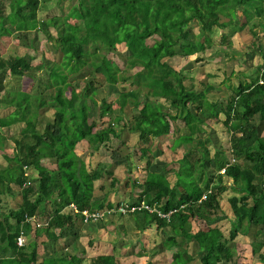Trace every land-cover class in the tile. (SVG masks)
I'll use <instances>...</instances> for the list:
<instances>
[{"label": "trees", "instance_id": "obj_1", "mask_svg": "<svg viewBox=\"0 0 264 264\" xmlns=\"http://www.w3.org/2000/svg\"><path fill=\"white\" fill-rule=\"evenodd\" d=\"M41 12L47 15L41 17ZM246 27L254 37L257 27L264 31V0H0V45L2 38L16 33L23 48L38 50L45 39L60 56L42 55L36 67L35 55L28 50L5 57L0 47V92H6L5 106L13 107L0 117V152L7 160L6 165L0 162V202L4 194H22L18 207L0 211V264H83L84 257L66 251L71 240L63 244L65 253H59L57 244L80 233L79 221L94 222L84 221L83 210H109L119 203L110 196L119 189L114 177L101 186L111 188L95 198L96 182L110 163L100 158L93 166L79 145L88 144L89 155L101 156V148L113 137L121 139L125 129L147 143L140 147L145 176L131 183L142 190L129 202L145 200L162 212L174 210L168 217L146 212L161 236L152 254L172 250L171 264L264 263L262 228L253 232L251 259H242L233 243L264 224V62L248 74L240 73L234 88L227 82L231 77L225 76L197 88L192 70L170 61L193 55L202 61L201 53L208 48L212 54L233 57L232 36ZM217 29L224 30L218 43L213 38ZM118 43H125L130 52L124 66L109 56ZM258 45L264 60L263 45ZM39 67L46 80L32 90L23 89L22 78L33 76ZM7 76L18 87L7 89ZM78 78L85 81L81 91L68 94ZM98 80L129 83L117 95V108L107 97H95ZM221 84L233 90L228 99L209 94L221 91ZM49 111L52 117L46 115ZM218 123L231 133V155L214 140L212 130ZM15 124L19 130L11 133L8 127ZM169 134L174 138L172 151L182 147L183 155L178 167L168 168V162L157 169L158 152L148 143ZM9 140L15 144L14 156L5 153ZM126 164L130 170V162ZM228 189L234 192L231 213L221 203ZM71 203L78 211L69 208ZM222 220L231 223L228 235L219 224ZM22 232L26 243L19 246ZM180 237L187 239L186 245ZM139 243L147 253L143 241ZM90 264L118 260L113 253H100Z\"/></svg>", "mask_w": 264, "mask_h": 264}, {"label": "rangeland", "instance_id": "obj_2", "mask_svg": "<svg viewBox=\"0 0 264 264\" xmlns=\"http://www.w3.org/2000/svg\"><path fill=\"white\" fill-rule=\"evenodd\" d=\"M64 5H67V1L64 2ZM45 15H47L46 12L40 13L41 17ZM50 29L51 31H55L54 27H50ZM257 29L259 32L256 37L252 35L248 27H246L243 31H237L235 35L232 36L234 42L233 46L229 47V49L233 52V57L224 56L223 53L212 54V48H208L205 53H201V55H203L202 61L196 60L198 55L190 57L175 56L171 58L170 61L177 68L185 67L192 70L197 88L202 87V82L211 81L213 83H219L223 80L224 76L231 77V80L227 82L230 84L232 83V88H234L238 84V75L240 73L248 74L252 72L253 67H255L259 62H264L262 55L259 52L260 47L258 45L259 43H262L264 49V31L260 27H257ZM223 31V29H217L213 35V38L215 41L217 40V43L220 33ZM41 38H43V36ZM254 39L257 43L252 45L251 41ZM148 41L151 43L152 39H149ZM0 47L1 52L5 57H10L11 55L28 50L30 53L35 55L34 63L36 67L39 66L42 55L51 59H60L58 51H55L51 42L42 39L41 47L38 50L23 48L16 33L12 34L11 37L2 38ZM234 51L238 52L235 54ZM109 56L124 66L125 61L130 56V52L125 43H118L116 48L109 53ZM39 68L38 70L37 68L34 70L33 76L28 75L22 78L20 85L23 89L32 90L34 86H38L40 80H46L45 71H43L42 68L39 70ZM35 75L37 78L34 77ZM4 82H6L5 87L7 89L18 87V83L9 76L5 78ZM74 83L73 86L67 90L68 94L80 92L85 81L82 78H78L74 81ZM97 86L98 90L95 97L99 101L103 97H107L109 101H113V107L117 108L119 106L117 95L119 94V91L123 90L125 87H129V83L109 85L106 82L104 83L102 80H98ZM220 86L222 88L221 91L210 92L209 94L213 98L223 96L228 99L233 90L228 88L226 84H221ZM139 95V99L142 100L144 98V91ZM5 99L6 92L3 90L0 92V117L10 113L13 109L11 106H5ZM96 110H98V108H95L94 113ZM52 114V111L46 112V115L49 117H52ZM214 125V130H212L214 140L217 144L226 148L228 154L231 155V133L228 130H225L221 123ZM8 130H10L11 133L16 132L19 130L18 124L9 126ZM121 137V139L113 137L110 142H107V144L101 148V156L89 155L90 148L88 144L79 145L80 153L83 154L86 160L89 159V162H91L93 166L96 164L97 160H100V158L105 162L110 163V167L105 172L104 178L96 182L95 198L102 197L104 193L111 188L109 186L108 189H101V186L102 184L109 185L114 177L118 179L116 185L119 190L117 193H111L110 196L115 202L119 201L120 203L121 201H130L132 198H137L139 196L138 192L142 190V188L138 185L132 187L131 183L133 182V179L142 180L145 176L146 159L141 158L140 147L141 145L146 146L147 143H142L139 140L138 134L131 132L128 129H125L122 132ZM121 141H125L126 144L121 143ZM173 141V135L169 134L157 137L148 143V145H151L152 143V149L155 154L158 152L155 159L157 169L167 165L168 162L170 163L168 164V168L178 167L177 160L182 157L184 149L179 147L177 151H172L171 147L173 145ZM14 145V142L9 140V145L5 150V153L10 156H14ZM126 161L130 162V170H128ZM0 162L3 163V165L7 164L6 157L2 152H0ZM169 178L172 182L175 180L173 174H170ZM14 187L19 189L17 185H14ZM233 194L234 192L231 189H228L221 195V203L223 207L228 210V213H231L229 208V198ZM3 198H7L8 200H4L0 203V211H7L10 208L19 206L22 201V194L19 190V192H17L14 196L4 194ZM117 203L118 202H116V204ZM146 212L149 211L139 210L133 214H123L121 212H117L110 214L108 217L106 216L107 218L105 217L101 221H94L90 228L85 227L84 223H80L79 221L77 227H79L80 233L76 235L70 234L65 237V239H60L58 244L55 243L57 244L56 248L59 247V253H65L63 244L66 239H69V241L71 240L68 246L69 249L66 247V251H71L73 253L76 252L78 255L84 257L85 259L83 264H90L93 257H96V255L100 253L115 254L118 264H149L150 262H153L154 264H171L172 250H164L163 252L155 254L151 253L161 241V236L158 233L157 226L148 223L150 216ZM43 219L44 218H39V222L43 223ZM219 224L228 235L231 226L229 220H222ZM257 227L251 230V234L239 235L233 241L236 250L238 251V255H241L244 260L247 259V257L250 258L251 252L249 244L252 240L253 232L256 231ZM119 228L121 229L119 230ZM123 228H125V232L121 233ZM81 230L83 231L81 232ZM43 235L45 234L42 233L41 236ZM259 238L264 239V234H261ZM139 239L143 241L147 253L145 252V249L143 250L141 247ZM131 241L135 244L133 245ZM179 242L181 245H186L187 239L180 237ZM43 252H45V249L42 253ZM138 252L146 254L138 255ZM190 264H199V261L194 260ZM252 264L259 263L257 260H253Z\"/></svg>", "mask_w": 264, "mask_h": 264}, {"label": "built area", "instance_id": "obj_3", "mask_svg": "<svg viewBox=\"0 0 264 264\" xmlns=\"http://www.w3.org/2000/svg\"><path fill=\"white\" fill-rule=\"evenodd\" d=\"M261 82L263 83L264 80L261 79ZM235 161V158H232V162ZM224 171V169L222 170ZM204 198L206 197V195L203 196ZM69 208H71L72 210L78 211V208L76 206L75 203H71L69 205ZM139 210H146L149 212H154L157 211L158 214L162 217H168L170 216V214L174 211V210H170L169 212H162L159 208H156L153 205H150L147 201L145 200H141L139 202H129V201H121L120 203L116 204L114 207H112V209L109 210H89V209H85L83 210V215H84V221L85 222H89L90 220L92 221H97L100 220L102 218H105L107 215L113 214V213H123V214H127V213H131V212H136ZM28 219L30 220H34L33 217H29ZM41 223H39L40 225ZM26 243V237L24 235V233L22 232L19 237H18V244L19 246H22Z\"/></svg>", "mask_w": 264, "mask_h": 264}, {"label": "crops", "instance_id": "obj_4", "mask_svg": "<svg viewBox=\"0 0 264 264\" xmlns=\"http://www.w3.org/2000/svg\"><path fill=\"white\" fill-rule=\"evenodd\" d=\"M263 128H264V122H263ZM4 200L7 201L8 199H7V198H5V199L3 198V201H4ZM1 202H2V201H1ZM1 202H0V203H1ZM12 220H13V219H12ZM98 222H99V221H98ZM93 223H94V222H93ZM96 223H97V222H96ZM84 225H85V227H87V228H90V227L92 226L91 224H84ZM153 225H155V224H153ZM94 227H95V226H94ZM259 228H262V229H263V232H264V224L261 225V226H259V227H257L256 230L259 229ZM79 230H80V229H79ZM82 231H83V230H81V232H82ZM34 235H35V233H34V232H33V233L31 232V234L29 235V237H30V238L32 237L31 239H33V238H34ZM43 236L46 238L45 235H43ZM43 236H41V237H43ZM41 239H42V238H41ZM251 241H252V240H251ZM41 246H42V245H41ZM41 246H40V248H41ZM44 248H45V245H44L41 249H39V254H40L41 256H43V255H42V254H43L42 251L44 250ZM258 263H259V264H262V262H260V261H258Z\"/></svg>", "mask_w": 264, "mask_h": 264}]
</instances>
